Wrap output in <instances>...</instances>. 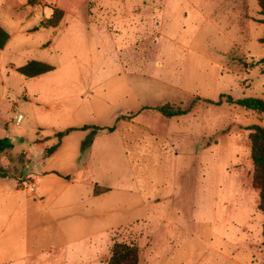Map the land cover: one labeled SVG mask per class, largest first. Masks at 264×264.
Here are the masks:
<instances>
[{"label": "rangeland", "instance_id": "1", "mask_svg": "<svg viewBox=\"0 0 264 264\" xmlns=\"http://www.w3.org/2000/svg\"><path fill=\"white\" fill-rule=\"evenodd\" d=\"M55 7L63 18L45 26ZM260 12L258 0H0V24L12 36L0 59V96L16 103L8 115L17 124L14 148L0 153V174L31 187L33 156L22 149H31L38 160L56 142L57 131L105 128L96 131L101 143L93 153L81 149L93 128L78 129L45 160L49 169L77 181L98 174V191L112 188L69 208L92 211V218L107 211L113 220L98 235L86 231L97 244L91 252L70 253L68 264L89 258L106 264L115 240L138 244L140 264L263 263L256 230L252 258L246 248L251 220L242 207L247 203L253 220L263 218L260 191L252 184L248 128L264 126V113L209 102L220 93H264ZM33 59L54 69L32 78L16 71ZM167 102L193 109L181 125L170 124L156 109ZM90 155L94 169L83 173L82 161ZM52 176L37 181V194L60 191L62 183ZM235 176L246 182V191L232 188ZM78 186L81 194L90 190ZM27 194H21L24 200ZM33 242L38 247L30 251L57 244L47 238ZM64 259L61 247L30 262L65 264Z\"/></svg>", "mask_w": 264, "mask_h": 264}, {"label": "crops", "instance_id": "2", "mask_svg": "<svg viewBox=\"0 0 264 264\" xmlns=\"http://www.w3.org/2000/svg\"><path fill=\"white\" fill-rule=\"evenodd\" d=\"M236 13H238V11ZM261 24L263 23L261 22ZM11 38L12 36L10 34V38L5 47L0 50V59L7 52ZM15 69L17 71V66H15ZM261 94V98L264 99V93ZM14 106H16L15 102L9 101V99H4V95L0 96V124H4L5 126L1 131L0 125V137L11 136L13 143L15 138L14 130L17 127V124L11 125L8 111L9 108L13 109ZM184 115H179L172 118L167 117L166 119L170 120V124L174 123L173 121L175 120L176 123H180L181 125V122H183L182 116ZM19 122L20 119L17 118V123ZM72 132H70L68 135H70ZM109 132H114V130ZM182 133L183 132H180V134ZM98 134L99 133L96 132L93 133V130H91V133L82 141L81 149H83L84 142L91 136L92 142L90 146L86 148V151L88 154L93 153V151L97 149L101 143L99 142L100 136ZM68 135H66L64 139ZM177 136L181 135L177 134ZM208 147L215 148L216 144L214 143L213 145H208ZM22 150L26 152L30 151L32 154L31 156H33L34 165L32 166V169L35 171V177L33 181H30V186L32 188L28 186L22 188L18 186L16 178L7 174H0V264H31V258H35L46 251L50 253L53 251V249L61 247L63 250L65 249L64 263L68 264L67 257H69L70 253L75 254V250H78L79 253L83 252V250H88L91 252L92 243L96 245L98 240L88 238L85 235L86 231L95 229L98 230V233L96 234L98 235L102 232L101 229L113 219L108 220L109 213L107 211L100 212L98 218H92V211L88 212L81 210L72 213L68 210L71 207H75V205L78 204L77 201L79 204H86L92 199L90 195L91 193L94 196H98L103 193H95L96 187L100 186L98 174L92 173L86 179L77 181L75 180V177H71V175L61 174L54 169H49L46 166L45 161L49 156H43L41 159L36 160L31 149ZM87 158L88 160L86 162L82 161L83 167H86L83 173H88L90 170L94 169L95 166L93 162V156L90 155ZM50 173L56 175L52 176L51 178L56 181H60L63 187L60 188V191L56 193L52 192L49 194H37L36 190L39 187L37 181H44L46 175ZM60 176H64L67 180L61 179ZM231 180H234L232 188L235 189L236 192L246 191L248 188L246 182L243 181L241 176H235ZM79 184H86V186L90 189L86 195L80 193L78 186ZM46 186L48 187V185ZM103 186H106L108 191L112 190V188L107 185ZM120 189L122 190L123 187H120ZM25 191H29V194H27L24 200V196L22 197L21 194H23ZM29 197H32V199L28 200L27 198ZM148 200L151 199L148 198ZM250 204H252V202ZM245 205L246 206H243L242 208H246L244 211L248 212L251 220L249 223L250 231H248L246 234L247 239L245 242L246 248L249 250L252 258L254 249H257V247L253 245V230H256L257 236L263 240V218L257 216L256 221L253 220L254 216H252L251 210L248 208L247 203H245ZM30 209L34 210L31 216ZM235 222H238V220L236 219ZM227 223V219H225L223 229L224 234L228 231L229 224ZM236 226H239V224L237 223ZM46 238L56 241L57 244L54 246H49V249H45L41 246L34 251H30L31 249L38 247L33 241L36 243L38 241H43ZM261 244L264 246L263 241ZM241 248L242 247L236 248V251ZM263 254L264 252L262 254L260 253V256L263 257ZM236 263L241 264L240 261H237ZM79 264H93V259L89 258L88 262L82 261Z\"/></svg>", "mask_w": 264, "mask_h": 264}, {"label": "trees", "instance_id": "3", "mask_svg": "<svg viewBox=\"0 0 264 264\" xmlns=\"http://www.w3.org/2000/svg\"><path fill=\"white\" fill-rule=\"evenodd\" d=\"M259 5L261 6V14L264 16V0H258ZM64 16V11L60 8H53L51 15L45 21V26H57L61 19ZM260 22L264 23V18L260 19ZM10 38L9 32L0 25V50L3 49ZM54 69L52 64L41 60H29L26 64L17 67V71L29 78L36 77L47 72H50ZM209 102L223 105H236L238 107L258 111L264 113V99L261 97L255 96H243L235 97L229 93H221L217 100H209ZM156 109L160 111L164 116L172 118L179 115L188 114L192 111L193 105L189 108L184 109L180 106L172 104L170 102L164 103L160 106H157ZM93 128V133L97 130H103L105 128L99 126H88L84 125L79 128L69 127L64 130L57 131L55 133L56 142L47 147L45 151V156H50L53 154L61 145L64 137L74 130H86ZM109 131L115 130V126L107 128ZM249 140L251 143V158L253 160L254 173L252 178V184L254 187L259 189V201L258 209L263 214V229L262 236L264 242V126L261 124L255 123L250 125L248 128ZM92 142V137L90 136L83 144V149H86L90 146ZM14 147L13 139L11 136L0 137V152H3L7 149ZM108 191L107 188L98 191L95 190V193H101ZM141 260V248L138 244L134 242L127 241H118L115 240L111 247V252L109 258L106 260V264H140ZM264 264V261L263 263Z\"/></svg>", "mask_w": 264, "mask_h": 264}, {"label": "built area", "instance_id": "4", "mask_svg": "<svg viewBox=\"0 0 264 264\" xmlns=\"http://www.w3.org/2000/svg\"><path fill=\"white\" fill-rule=\"evenodd\" d=\"M18 119H21V115L18 116Z\"/></svg>", "mask_w": 264, "mask_h": 264}]
</instances>
